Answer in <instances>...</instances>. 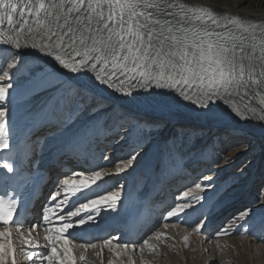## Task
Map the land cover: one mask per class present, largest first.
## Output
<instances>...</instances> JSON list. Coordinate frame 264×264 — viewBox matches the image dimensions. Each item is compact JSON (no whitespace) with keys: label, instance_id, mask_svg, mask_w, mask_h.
Segmentation results:
<instances>
[{"label":"snow or ice","instance_id":"obj_1","mask_svg":"<svg viewBox=\"0 0 264 264\" xmlns=\"http://www.w3.org/2000/svg\"><path fill=\"white\" fill-rule=\"evenodd\" d=\"M238 123L264 140V19L195 0H0V264H18L13 229L31 236L40 227H26L18 207L45 174L56 178L42 222L59 224L43 229L50 250L27 259L77 264L70 230L127 198L123 184L100 191L105 177L131 175L147 161L156 183L179 180L206 154L192 145ZM125 147L126 156H111ZM109 160L114 172L100 163ZM82 162L89 166L63 171ZM215 175L210 168L194 188H181L161 226L183 223L199 206L206 211L192 227L204 228L227 195ZM252 216L243 208L216 235L249 233ZM162 235L103 244L120 257Z\"/></svg>","mask_w":264,"mask_h":264},{"label":"rangeland","instance_id":"obj_2","mask_svg":"<svg viewBox=\"0 0 264 264\" xmlns=\"http://www.w3.org/2000/svg\"><path fill=\"white\" fill-rule=\"evenodd\" d=\"M217 1L226 6H233L238 9L244 8V10L249 12H264V0ZM244 131H242L241 128L237 127H228L225 129L223 128L222 131L217 132L213 135L210 133L209 135H206L202 140L192 145V147L197 152L205 149L206 154L201 163L189 167L188 172L186 173L187 176L182 179V181L194 188V184L198 180V177H200L202 173L208 172L210 168H214L217 187L221 192L226 191L227 195L225 196L223 203L220 204L218 208L210 215L205 227L202 228L199 232L194 231L192 225H183L184 229L190 230L188 233L189 235H187V242H185L184 237L181 236V232L179 231L180 229H168L169 227H162V223L156 225L153 230H150L148 234L141 237L139 240L137 239V244L139 245L146 237L151 236L152 233L156 230H159L163 234L161 239H156L155 237L149 239V244H153V246L155 247H148L149 252L147 255H144L143 263L148 264V261L150 264L264 263V140L254 137L252 134H250V130ZM130 150V147H125L121 150L113 151L114 153H117L115 157L113 155L114 153L111 152V156L119 159L120 157L126 156L130 152ZM221 157H223V162L217 165L215 162L217 160H220ZM101 162H106L107 165L103 166L108 167L109 170L114 172V167L111 160ZM132 175V182H134L135 180V183L131 187L132 189H130V191L136 188L138 192L144 193L146 190V185L149 181H152V188L157 185L153 176L150 175L148 165L147 167H144L140 170L139 168H137L136 171L131 175L125 173L124 176L126 177L123 179L119 178V176L118 179L115 175H112L108 178L105 177L108 182L118 179L117 181H115L117 183L111 184L107 190H112L118 184H123L126 192L127 189L130 188L129 181ZM174 181L176 182V180ZM170 182L171 181L166 184L170 185L172 183ZM156 188L157 187H155V189ZM198 191L199 190H194L192 195L197 194ZM177 194L178 192L176 193V195ZM170 196H173V193H171ZM245 197L251 198V200H245ZM166 201L163 198V202L166 203ZM245 207L253 209L252 223H254L256 227L250 228L249 233H241L240 230L237 229L238 232L230 237L229 241L225 238H222V240H225V242H222L220 244V236H217L216 233L219 231V229L227 219H229L232 215ZM189 211L192 210L190 209ZM202 211H206V209L200 210L199 206H197V210L195 211V213H197V215L200 217ZM42 215L43 214L40 215L41 222L39 221V224L41 226L43 225ZM163 223H167V221ZM173 224L177 226L181 225L180 222H176ZM41 233L42 232H40L39 234ZM168 233L169 237L171 234L173 235H171L173 239L163 238ZM114 236H118V234ZM206 236L207 238L203 240L201 239V237ZM252 237L256 239L254 245H252V243L251 245L249 243L247 244L245 242L247 238ZM108 238L109 237H107V239ZM186 243L187 246H185ZM217 243L220 247V251L214 254L217 257V260L209 261V257L212 254L211 248H215ZM49 250L50 248L47 249L46 253ZM85 252L86 257L90 262H86L84 261L85 259H83L81 264H98L99 260H95V258L93 260L89 259V257H92V255L94 257V253L91 254V250H86ZM135 254H138V251H136ZM108 257L111 258V256H109V252H107L105 249L100 256L101 264H109V262L112 261V258L110 260ZM21 260H27V257H22ZM126 262L127 259L125 257L120 264H126Z\"/></svg>","mask_w":264,"mask_h":264},{"label":"bare ground","instance_id":"obj_3","mask_svg":"<svg viewBox=\"0 0 264 264\" xmlns=\"http://www.w3.org/2000/svg\"><path fill=\"white\" fill-rule=\"evenodd\" d=\"M195 2L203 3L205 5H211V6H213L214 9H216L218 11H227L230 14H238V15H242V16L253 17V18H256V19H264V12H260V13L249 12V11L244 10V8L238 9L236 7H233V6L230 7V6L223 5L217 0H207V1L195 0ZM228 127L229 128H232V127L241 128L242 131L250 130L249 131L250 134H252L254 137H256L258 139H261L259 137L258 129L252 127L251 125H245V124H239V123L235 124V125H229V126L221 127V128H218V129H213L211 134L212 135L216 134L217 132L222 131L223 128L225 129V128H228ZM116 154L117 153L113 154L114 157H115ZM100 163H101L102 166L103 165H107L106 162H100ZM88 166L89 165L84 164L82 162L80 165H75V164L69 165V166L65 167L63 169V171L65 173H68L71 170H73V168H75L76 170H81L82 168L88 167ZM147 166H148V162L144 161V162H141V164H140V166L138 168L140 170V169H143L144 167H147ZM115 176L117 178L119 176V178H122V179L126 177V176H124V174L115 175ZM49 177H50V181L51 182L47 186V188H48L47 192H46L47 195H46V193L43 194V196L41 197V200L37 204L36 209L32 211V215H31L30 219L24 221L26 227L27 226H31L33 224L40 225L39 224L40 215L43 214V207L46 205L45 204L43 206L42 202L46 203L48 201L47 200V196H48L49 192L53 188V182L55 181L56 173L53 172L51 174V176H49ZM132 178H133V175L131 176L130 181H129V187L130 188L127 189V191L125 192V195L127 196V198L124 199L122 207H120V209L118 211H116V212H111V211L104 212V211H101L100 214L98 216H96L95 222H88V223H86L83 226H80L78 228H74V229L70 230L72 232V236L69 237V238L73 239V243L70 246L74 250V256H75V258L77 260V264H81V262L83 261V259H80L81 256L84 257V259H85L84 261H86V262L89 261L87 259L86 255H85V253H86L85 251L86 250H91V254L94 253V257H93V255H92V257H89L90 260H93L95 258V260L96 259L99 260L98 264H101L100 256H101V254L103 253V251L105 249H106L107 252H109V256H111V258H112L111 262H114V264L122 263V260L125 257L127 259L126 264H145V263H143V261H144L143 258H144V255H147L148 252H149V249H148L147 246H145L143 252H139V250H137L138 254H135L136 251L132 252L131 250H129L124 255H122L120 257H117L115 255V252L116 251H120L119 249L111 250V249H109V247H107V246H105L103 244V241L106 240L107 237L110 238V237H113L116 234H118L119 240L118 241L117 240H113V245H115L116 243H123V242L128 241V240L125 239V234L127 233V231L123 230L124 225L121 223V221L124 220L125 218L131 216L133 213L138 214L140 212H146L147 204L151 200L150 197H152L153 194L155 193V191L157 190V188L155 189V187L152 188V181L151 182L149 181L147 183V185H146V189H147L146 193L145 192L144 193H140V192H138L136 190V188H134L133 190L130 191V189H132L131 187L135 183V180H134V182H132ZM118 179H116L115 181H117ZM198 179H199V177H198ZM115 181L108 182V180L105 178V181L101 182L100 191H106L111 184L117 183ZM178 184L183 185V184H185V182L180 181V182H178ZM93 187H95V186H93ZM129 192H131V195H128ZM91 194H92L91 191H89V195H91ZM149 198H150V200H149ZM73 199H76V198H73ZM80 199L81 200L83 199V195L82 194L80 195ZM164 199H165V201L168 200V198H164ZM244 199L245 200H249V201L251 200V198H247V197H245ZM189 213H190V215L185 217V221L183 223L180 222L181 223L180 226H177V225L173 224V223L178 222L175 217L170 218L167 221V224H168L167 227H169L168 229H170V228H174V230L175 229L176 230L180 229L179 231L181 232V236L182 237H185V236L189 235L188 233H189L190 230L184 229L183 225H185V224L186 225H192L193 223L196 222L197 218H199V216L197 215V213H195V211L194 212L193 211H189ZM153 219H154V217L151 214H148L147 216H144V217L140 218V220H144V221H150V220H153ZM159 222L160 223H158V224L162 223L161 222V218H160ZM58 224H59V222L56 221V220H53L51 224H49L48 222L47 223L43 222V225L42 226L40 225V227H37L31 233V236H29V233L26 230H24V229H20L19 231H17L16 229H13V242H14V247L17 248V261H18V264H33V261H29L28 259L27 260H21L22 257H27V255L29 253L33 252V251L37 252L38 255L46 253L47 249L50 248V246L48 248L44 247V245L48 244V242L43 238L46 235V233L44 232L43 229H44V227L58 226ZM172 225H174V226H172ZM150 230L147 231L141 237H143L146 234H148L150 232ZM20 232H23V237L20 235ZM40 232H42V233L39 234ZM236 232H238V231L236 230L231 235H226V236L225 235H221L219 243L221 244L222 242H225V240L223 241L222 238H225L226 240L229 241V238L232 237ZM171 235L169 237V233H168L166 235V237L172 238ZM24 237H27L28 239L37 240L39 242L40 247L37 248V247H34V246L27 245L26 240L24 239ZM141 237H139L138 240ZM205 238H207V236L206 237H201L202 240L205 239ZM138 240L133 241V242L137 243ZM255 240L256 239L254 237H252V238H247V240L245 242L247 244L249 243L251 245V243H252V245H254ZM263 241H264V238H263ZM16 242H18V243H16ZM89 243H95L96 247H89V248L85 249V248H81L79 246L80 244H89ZM219 248L220 247H219L218 243L215 246V248H211L212 254L209 257V261H216L217 260V257L214 254L217 253L218 251H220ZM255 251H256V249H255ZM108 258L111 260L110 257H108ZM184 258H185V256H184ZM221 259H222V257H221ZM137 262H139V263H137ZM35 264H45V262L41 261V260H36ZM148 264H150L149 261H148ZM261 264H264V263H261Z\"/></svg>","mask_w":264,"mask_h":264}]
</instances>
